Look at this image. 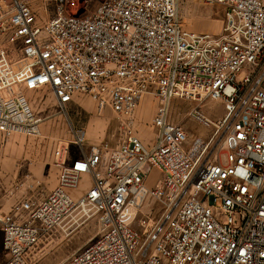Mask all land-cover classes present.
I'll use <instances>...</instances> for the list:
<instances>
[{
  "label": "built area",
  "instance_id": "obj_1",
  "mask_svg": "<svg viewBox=\"0 0 264 264\" xmlns=\"http://www.w3.org/2000/svg\"><path fill=\"white\" fill-rule=\"evenodd\" d=\"M54 1L44 21L33 0H0V133L40 134L27 95L43 89L62 109L92 101L120 128L88 153L85 130L78 150L55 147L57 186L38 196V182L0 212L4 264H34L44 239L91 220L96 240L57 264H264V0H202L225 9L220 34L186 29L180 0H103L87 15ZM145 96L156 104L150 146L137 129ZM207 99L224 104L216 122ZM175 100L197 103L187 115L213 129L209 140L185 148L192 136L171 119Z\"/></svg>",
  "mask_w": 264,
  "mask_h": 264
},
{
  "label": "rangeland",
  "instance_id": "obj_2",
  "mask_svg": "<svg viewBox=\"0 0 264 264\" xmlns=\"http://www.w3.org/2000/svg\"><path fill=\"white\" fill-rule=\"evenodd\" d=\"M102 1L68 0L67 13L70 15L91 14ZM33 4L42 20H48L55 15L54 0H33ZM179 14L183 25L188 30L212 34L222 32L225 18V9L222 6L207 5L202 0H180ZM27 99L36 117L42 119L40 134L36 136L15 134L9 138L0 134V210L4 211H8L22 197L31 195L32 185L38 182L40 186L36 190V195L48 194L46 190L51 186L53 179L57 180L59 175V170L54 166L53 161V152L58 144L68 143L72 152L78 150L73 143L74 139L79 130H85L86 141L81 150L88 153L91 145L102 139L115 137L120 128V123L113 113L107 111L99 114L95 104L85 98L78 99L64 109L57 104L56 98L49 89L29 92ZM155 105L150 96H145L140 103L137 115L138 135L148 146L154 139L151 121ZM194 106H197L196 102L181 100H175L171 105V119L182 124L192 136L191 140L185 144L186 149L191 147L195 138L199 137L207 141L213 133L212 128L204 127L188 117V111ZM202 111L214 122L225 115L224 104L212 99L202 103ZM223 136L224 130H221L212 140L205 155L207 160L221 151ZM5 156L17 159L13 171L8 172L3 167L2 160ZM159 177L160 172L153 170L146 184L153 186ZM88 186H90V179L86 177L82 189ZM153 216L158 218L159 215L153 213ZM98 231L97 222L91 220L77 225L68 236L57 235L50 241L44 239L34 264H57L70 258L94 242L98 237ZM4 262L5 260L0 264Z\"/></svg>",
  "mask_w": 264,
  "mask_h": 264
},
{
  "label": "crops",
  "instance_id": "obj_3",
  "mask_svg": "<svg viewBox=\"0 0 264 264\" xmlns=\"http://www.w3.org/2000/svg\"><path fill=\"white\" fill-rule=\"evenodd\" d=\"M16 161H17V159H15V158H13L11 156H7V157L5 156L4 159L2 160V164H3V167L5 168V170L9 172V171H13V168H15V165L17 163ZM156 170L159 171L158 169H156ZM57 180H56V178L53 179V181L51 182V186L48 187V189L46 190L47 193L52 191L53 188L57 185ZM0 211L1 212H6L4 210H0ZM5 257L6 256H5V250H4V234H3V231L0 229V262L3 261V260L6 261Z\"/></svg>",
  "mask_w": 264,
  "mask_h": 264
}]
</instances>
